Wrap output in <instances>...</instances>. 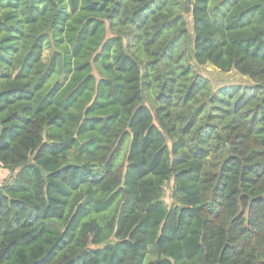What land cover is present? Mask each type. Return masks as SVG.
<instances>
[{
	"label": "trees",
	"instance_id": "1",
	"mask_svg": "<svg viewBox=\"0 0 264 264\" xmlns=\"http://www.w3.org/2000/svg\"><path fill=\"white\" fill-rule=\"evenodd\" d=\"M0 168V264H264V0H0Z\"/></svg>",
	"mask_w": 264,
	"mask_h": 264
},
{
	"label": "rangeland",
	"instance_id": "2",
	"mask_svg": "<svg viewBox=\"0 0 264 264\" xmlns=\"http://www.w3.org/2000/svg\"><path fill=\"white\" fill-rule=\"evenodd\" d=\"M47 55L48 52H45V56ZM193 66L199 74H201L202 76H204L209 80L213 89L215 90L223 86L248 85L251 83L250 79L247 76L240 75L234 70H231L230 72L227 73H223L209 64L206 65L193 64ZM164 192H165L164 200L166 202H170L169 188L165 186Z\"/></svg>",
	"mask_w": 264,
	"mask_h": 264
},
{
	"label": "crops",
	"instance_id": "3",
	"mask_svg": "<svg viewBox=\"0 0 264 264\" xmlns=\"http://www.w3.org/2000/svg\"><path fill=\"white\" fill-rule=\"evenodd\" d=\"M5 175H6V171L3 168H0V183Z\"/></svg>",
	"mask_w": 264,
	"mask_h": 264
}]
</instances>
